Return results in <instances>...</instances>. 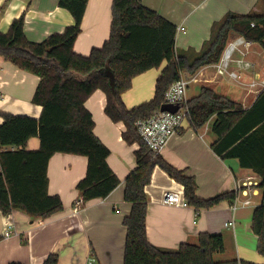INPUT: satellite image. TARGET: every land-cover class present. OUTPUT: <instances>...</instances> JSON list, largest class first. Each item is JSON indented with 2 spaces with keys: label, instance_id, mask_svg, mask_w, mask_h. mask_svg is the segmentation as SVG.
Here are the masks:
<instances>
[{
  "label": "trees",
  "instance_id": "1",
  "mask_svg": "<svg viewBox=\"0 0 264 264\" xmlns=\"http://www.w3.org/2000/svg\"><path fill=\"white\" fill-rule=\"evenodd\" d=\"M88 0H59L73 23L62 32L49 34L39 42L24 34V16L14 18L6 31H0V55L18 68L38 77L31 101L41 107L38 118L26 114L0 112V211L8 215L21 209L31 219H44L62 209L58 194L48 193V162L56 152L85 156V175L76 183L83 202L106 197L120 182L109 166V148L94 133L92 113L85 103L96 90L106 98L104 113L124 125L123 140L137 144L136 166L126 176L123 197L131 206L124 217L126 228L123 264H238L237 258L215 260L224 252L219 232H202L196 243L182 242L174 250L152 244L146 232L148 197L145 187L159 166L182 185L188 204L210 208L221 200L233 202L236 192L212 198L196 195L193 176L153 154L138 134L137 121L154 114L163 103L169 85L182 73L217 62L230 38L243 35L264 47V14L227 13L214 23L211 34L199 52L175 50L176 26L142 0H113L110 34L101 47L88 55L74 52V42ZM253 23V25H252ZM165 66L155 80L150 100L128 108L122 93L132 78L150 68ZM113 75V83L107 72ZM264 91L249 108L225 97L213 88L201 86L186 103L187 119L198 129L208 122L215 139L212 150L221 158H237L241 167L259 177L256 187L262 201L253 211L252 231L258 237L257 252L264 257ZM37 136L39 147L28 149L27 141ZM5 147V149H4ZM13 148V149H12ZM49 255L42 264H55ZM8 264H21L11 261ZM240 264H256L240 260Z\"/></svg>",
  "mask_w": 264,
  "mask_h": 264
},
{
  "label": "crops",
  "instance_id": "2",
  "mask_svg": "<svg viewBox=\"0 0 264 264\" xmlns=\"http://www.w3.org/2000/svg\"><path fill=\"white\" fill-rule=\"evenodd\" d=\"M58 1L0 0V31H6L14 18L23 15L24 34L30 41L39 42L51 33L62 32L73 23V17L58 5ZM112 1H87L74 52L88 55L91 49L101 47L108 39ZM142 3L175 26L184 27V31L175 35V50L179 53L199 52L210 38L212 25L227 13L264 14V0H142ZM246 58L251 66L242 74L244 81L264 78V47L254 42ZM165 64L162 62L159 67L132 78L131 86L122 93L128 108L152 98L156 77ZM192 75L197 76L192 82L198 83L199 80L200 87H211L225 97L231 90H236L237 101L244 108H249L264 91V88L250 89L227 76L215 74L213 64L202 66ZM37 83L36 75L18 68L0 55V91L3 95L0 112L38 118L41 107L31 101ZM105 103V95L98 89L88 97L85 105L92 113L94 133L110 150L107 161L118 176L119 184L106 197L83 202L76 183L85 175L86 157L61 152L53 154L47 168L48 193L61 197L62 209L35 220L21 209H14L8 215L0 211V264L11 261L42 264L50 254L57 257L55 264H84L89 251L96 255L100 264H123L126 237L123 219L131 208L123 197L124 180L136 166L133 151L137 144L129 145L123 140L124 125L112 121L104 113ZM2 120L0 115V123ZM214 139L209 122L195 129L186 118L159 155L172 166L182 169L185 175L193 176L199 198L208 199L234 191L238 184L242 190L250 184L252 192L241 190L237 194L235 210L231 209L229 199L210 208L191 204L165 206L162 204L163 192H181L182 185L155 166L145 187L148 239L158 247L174 250L182 242L196 243L202 232H219L223 237L224 251L230 250L231 258L264 264L254 250L258 237L252 231L253 211L262 201L261 192L256 187L259 177L250 168L241 167L237 158L223 159L217 155L211 148ZM39 144V138L32 136L26 147L36 149ZM245 200L249 203H244ZM6 219L14 222L8 237L3 236ZM230 220L234 225L225 226L224 223Z\"/></svg>",
  "mask_w": 264,
  "mask_h": 264
},
{
  "label": "built area",
  "instance_id": "3",
  "mask_svg": "<svg viewBox=\"0 0 264 264\" xmlns=\"http://www.w3.org/2000/svg\"><path fill=\"white\" fill-rule=\"evenodd\" d=\"M253 25V23H252ZM184 31L183 26H176V33ZM253 41L246 39L243 35H234L227 42L219 60L213 63L215 74L227 76L231 80L242 84L250 89L264 88V78L251 79L244 81L243 72L251 66V62L247 60V55L253 45ZM197 76H186L183 73L172 82L164 93L163 103L178 104L179 108L176 112L160 111L158 109L149 117L139 119L137 121L138 134L144 143L149 147L153 154H160L166 146L169 138L176 134L180 129L182 122L187 118L188 109L186 106V94L188 84L191 81H196ZM3 98L0 91V99ZM5 149V147H4ZM13 149V148H12ZM250 184H246L243 190L239 184L234 191L236 196L231 204V209L235 210L237 194L242 191L247 193L252 192L249 188ZM244 203H249L245 200ZM162 204L165 206H188V202L183 196L182 191L168 190L163 192ZM225 226H233L234 221L230 220L224 223ZM14 228V222L6 219L4 222V237H8ZM84 264H100L96 255L89 251L85 257ZM240 264V260H238Z\"/></svg>",
  "mask_w": 264,
  "mask_h": 264
},
{
  "label": "rangeland",
  "instance_id": "4",
  "mask_svg": "<svg viewBox=\"0 0 264 264\" xmlns=\"http://www.w3.org/2000/svg\"><path fill=\"white\" fill-rule=\"evenodd\" d=\"M183 74L190 77L193 73L192 72H186V73H183ZM200 82L201 81H199V80H198V83H195V82H192V81L189 82L188 88H187V94H186V101L187 102H189L191 100V98H193L199 92V90H200V84L199 83ZM231 91L232 92H230L228 94L229 96H227V97L232 99V100H236L237 101L238 100V98H237L238 92L236 90H231ZM254 250L257 252L256 247H254ZM229 251L230 250H225L224 252L214 254V259L215 260H224V259L231 258ZM258 259H262V261H263L264 257L258 255ZM259 263L261 264L262 262H259Z\"/></svg>",
  "mask_w": 264,
  "mask_h": 264
},
{
  "label": "water",
  "instance_id": "5",
  "mask_svg": "<svg viewBox=\"0 0 264 264\" xmlns=\"http://www.w3.org/2000/svg\"><path fill=\"white\" fill-rule=\"evenodd\" d=\"M110 78V82L113 83V75L111 72H107ZM179 108L178 104H172V103H162L160 105V111H168V112H176Z\"/></svg>",
  "mask_w": 264,
  "mask_h": 264
}]
</instances>
